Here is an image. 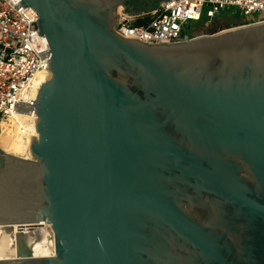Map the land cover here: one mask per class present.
<instances>
[{
	"label": "water",
	"instance_id": "95a60500",
	"mask_svg": "<svg viewBox=\"0 0 264 264\" xmlns=\"http://www.w3.org/2000/svg\"><path fill=\"white\" fill-rule=\"evenodd\" d=\"M21 0L47 40L29 159L0 149V264H264V23L152 44L172 0ZM41 256V257H37Z\"/></svg>",
	"mask_w": 264,
	"mask_h": 264
},
{
	"label": "built area",
	"instance_id": "2783aa9c",
	"mask_svg": "<svg viewBox=\"0 0 264 264\" xmlns=\"http://www.w3.org/2000/svg\"><path fill=\"white\" fill-rule=\"evenodd\" d=\"M20 3L21 0H0V134L3 124L18 123L13 117L16 114L22 123H18L16 138L30 141L36 135L35 111L30 116L17 114L14 105L33 106L36 97L26 102L22 95L38 76L47 74L49 57L42 60L40 54L49 51V46L44 36H38L36 13L30 7L18 9ZM232 10L239 16L240 26L264 23V0H172L137 17L119 12L116 30L125 38L146 43H179L210 35H193L191 30L200 23L210 29L222 13Z\"/></svg>",
	"mask_w": 264,
	"mask_h": 264
},
{
	"label": "bare ground",
	"instance_id": "6f19581e",
	"mask_svg": "<svg viewBox=\"0 0 264 264\" xmlns=\"http://www.w3.org/2000/svg\"><path fill=\"white\" fill-rule=\"evenodd\" d=\"M48 77V73L41 74L38 76L33 82V86L31 89L25 91L22 95V99L26 102L34 100L37 96V93L41 86L46 82ZM15 119H17L18 123H21V116L13 115ZM11 118V117H10ZM10 121V119H8ZM17 122H9L8 124L2 125V132L0 134V146L1 148L14 155H23L29 159V145L30 141L26 138H16L17 137ZM36 134V133H35ZM6 139L5 145L2 146V140ZM39 227V226H38ZM38 227L32 228V230L27 227L23 229H19L17 226H1L0 227V260H12L17 259V249H16V234L15 233H25V232H34V229H38ZM41 257V256H37Z\"/></svg>",
	"mask_w": 264,
	"mask_h": 264
},
{
	"label": "rangeland",
	"instance_id": "374dc122",
	"mask_svg": "<svg viewBox=\"0 0 264 264\" xmlns=\"http://www.w3.org/2000/svg\"><path fill=\"white\" fill-rule=\"evenodd\" d=\"M223 17V18H222ZM242 25L241 20H239V16L235 13V10H232L230 12H224L220 15L218 20L213 24V26L210 29H205V26L203 23H200L198 25H195L191 32L193 35H201L204 34H212L217 33L219 31H223L226 29L236 28ZM2 146H6L5 142L6 139H3Z\"/></svg>",
	"mask_w": 264,
	"mask_h": 264
},
{
	"label": "flooded vegetation",
	"instance_id": "af4514ba",
	"mask_svg": "<svg viewBox=\"0 0 264 264\" xmlns=\"http://www.w3.org/2000/svg\"><path fill=\"white\" fill-rule=\"evenodd\" d=\"M145 1L146 0H137L136 2L141 3V4H145Z\"/></svg>",
	"mask_w": 264,
	"mask_h": 264
},
{
	"label": "crops",
	"instance_id": "0c3cea01",
	"mask_svg": "<svg viewBox=\"0 0 264 264\" xmlns=\"http://www.w3.org/2000/svg\"><path fill=\"white\" fill-rule=\"evenodd\" d=\"M220 17V16H219ZM223 18V17H222Z\"/></svg>",
	"mask_w": 264,
	"mask_h": 264
}]
</instances>
